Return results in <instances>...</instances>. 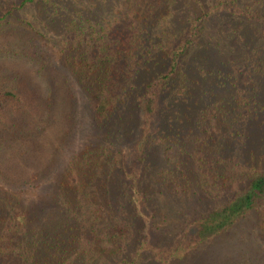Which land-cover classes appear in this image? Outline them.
I'll return each instance as SVG.
<instances>
[{
    "label": "trees",
    "instance_id": "obj_1",
    "mask_svg": "<svg viewBox=\"0 0 264 264\" xmlns=\"http://www.w3.org/2000/svg\"><path fill=\"white\" fill-rule=\"evenodd\" d=\"M179 1L192 15H177ZM4 4L0 21L32 6L38 18L23 26L64 35L57 61L30 52L43 94L33 85L27 102L0 90V264H175L264 209V154L245 158L252 124L264 128V97L247 89L264 79V41L244 32L237 83L217 73L232 90L210 103L195 88L200 102L188 104L193 62L197 77L212 74L190 54L203 46L214 56L230 21L264 30L262 12L241 0ZM46 71L63 76L64 95ZM56 124L60 139L43 143ZM195 195L215 204L156 240L159 199Z\"/></svg>",
    "mask_w": 264,
    "mask_h": 264
},
{
    "label": "rangeland",
    "instance_id": "obj_2",
    "mask_svg": "<svg viewBox=\"0 0 264 264\" xmlns=\"http://www.w3.org/2000/svg\"><path fill=\"white\" fill-rule=\"evenodd\" d=\"M5 1H8L12 5L18 4L21 0L0 1V14L5 6ZM186 3L185 1L177 3L175 11L178 16L186 17L192 15L193 10ZM241 6L264 14V0H241ZM36 10L32 6H26L14 17H10L6 21H0V90L14 89L15 94L23 97L27 102L30 101L33 85H36L42 94L45 90V82L38 81L37 76L33 74L35 73L34 65L36 62L32 61L29 57L30 52L38 53L41 58L43 55L46 60L55 62L59 59V43L57 44V39L64 35V31L59 33L57 27L54 29H44L45 25L43 22L41 27L38 28L40 35L32 32L28 26H23L22 21L31 22L34 18H38L40 12L38 13ZM244 32L252 33L254 36H258L260 41H264L263 29L259 27L247 28L243 23L230 21L229 35L226 34L227 41L222 40L220 42L221 44L215 51L214 56L211 54L209 57L210 52L207 49L205 50L203 46L202 50L199 48V53L196 51L190 54L191 58L198 54V59H201L207 67H210L207 69L212 71V74H210L206 69H200L199 74L204 72L208 74L204 73L203 77H197L198 66L196 62H193L192 71L194 72V77H191V81L194 83L191 85L192 90L188 103L192 111L195 108L193 103L200 102L197 96L199 92L195 91V88L198 91L210 94V103L215 99L226 96L232 90L229 86L224 87V89L220 88V80L217 73H222L226 70L227 74L233 77L230 82L233 85L237 83V73L240 68L236 67L238 63L236 59L244 52V47L247 43L243 35ZM234 33H236V37L233 35ZM212 76L215 77V80ZM45 78L46 82L54 85L59 97L64 95L65 91L62 90V75L58 76L54 72L46 71ZM253 85V87H248L247 89L263 98L264 79L254 81ZM62 97L65 98V96ZM260 100L263 101L264 99ZM36 103V97H32L31 106L35 109L37 108ZM64 107L66 109V105L63 106L60 103L56 107L54 121L56 119L59 122L62 118L64 110L61 109H64ZM182 113H185V111H182ZM190 115L191 113L187 112L183 120L191 121ZM183 125L185 127L189 126V124ZM62 131L58 124L53 125L48 129V132L42 133L44 138L43 143H46V140L51 139V137L60 139ZM252 131L253 135L251 132V136L253 139L251 144L246 146V159L264 154V128L262 129L258 124H252ZM57 134L58 136H55ZM66 149H70L69 146H66ZM43 150L45 152L44 148ZM250 150L252 151L250 152ZM28 158L32 159L31 156ZM47 158L48 154L42 153V162H45ZM215 201V199L212 200L211 198L206 199L203 195L191 196L189 200H179L178 202H174L171 197L159 199V218L157 219L159 228L156 230V240L161 239V242H167L174 235L173 231L177 227L179 228L181 225L187 224L193 217L205 212L209 206L215 204ZM175 264H264V209L250 214L237 223L231 230L215 240L206 243L196 253Z\"/></svg>",
    "mask_w": 264,
    "mask_h": 264
}]
</instances>
